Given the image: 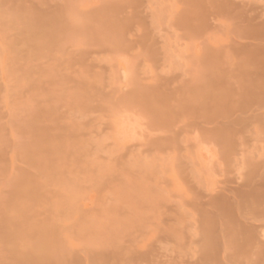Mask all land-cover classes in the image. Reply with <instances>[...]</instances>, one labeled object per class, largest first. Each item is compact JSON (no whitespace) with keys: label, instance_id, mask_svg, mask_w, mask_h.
<instances>
[{"label":"rangeland","instance_id":"obj_1","mask_svg":"<svg viewBox=\"0 0 264 264\" xmlns=\"http://www.w3.org/2000/svg\"><path fill=\"white\" fill-rule=\"evenodd\" d=\"M193 1L210 9L197 10L206 21L197 12L200 20L193 18L192 25L198 30L189 33L180 21L188 9L194 10ZM217 1L0 0V264H13L1 237L4 203L12 194L15 180L23 175H40L31 165L29 153L24 154L25 147L36 142L38 136L31 131L32 123L47 136L40 157L54 181L45 185L44 205H29L28 220L32 219L31 224L55 223L65 249L64 258L55 264H199L200 248L195 244L200 238L195 237L200 220L197 204L208 201L210 192L215 195L213 189L223 181H230V188L239 190L241 182L237 178L253 168L257 167L259 177L264 176V107L254 106L253 114L240 117L250 119L236 126L239 132L234 139L233 158L236 155L228 163L229 158L220 155L222 148L219 152L213 144L199 146L188 129L178 130L188 122L183 118L175 129V139L161 130H157L161 134L154 131V136L150 132L153 116L147 114L142 103L136 102L146 111L127 99L141 89L166 86L163 89L169 90L167 94L178 97L185 85L207 74L203 62L210 53L222 57L227 72L223 87L234 90L232 100L243 99L242 93L249 87L258 97L264 96V67L259 64L264 61V36L260 38V32L264 33V0H227L228 5L220 0L227 5L225 11ZM104 11L112 12L109 15L115 21L132 22L120 42H113L109 33L97 34ZM24 15H63L74 25L71 23L73 29L50 50L32 55L29 47L18 42ZM243 70L250 76L242 75ZM126 120L130 126V121L138 125V131H125L129 125ZM122 133L125 137L120 138ZM164 138L174 139L175 146L161 147L159 142ZM261 177L256 178L258 183ZM59 180L67 186H60ZM262 184L264 180L258 185L263 200ZM59 201L69 203L70 211L65 216L53 208ZM28 232L32 234L30 229ZM219 258V264L226 263Z\"/></svg>","mask_w":264,"mask_h":264},{"label":"bare ground","instance_id":"obj_2","mask_svg":"<svg viewBox=\"0 0 264 264\" xmlns=\"http://www.w3.org/2000/svg\"><path fill=\"white\" fill-rule=\"evenodd\" d=\"M218 1L217 2L219 4L218 3L217 4L222 5L221 1L220 0H218ZM226 1L227 0H225L224 2L227 4ZM75 2H76V0H75ZM193 3H195V1H193ZM225 3L222 6L226 7L228 5L227 4L225 6ZM203 5H204V3L201 4V2H196L193 5L195 8H192L193 6L191 7L194 10L190 11L188 9V11L185 12V14L182 16V19L180 21V26H182L189 33H194V32L196 33L198 30L197 28L196 29L194 28L195 25L194 26L192 25L193 24V18L197 20V18H199V17H201V18L205 17V16H203L204 14L202 13L203 10L201 12L202 14H199V12H198L199 10L201 11V7H203L205 11H206L205 8H207V7H208L207 9H210L209 6L206 5L207 7H205ZM214 5H212L210 7H213ZM215 7H217V6H215ZM224 7H221L223 9V11H225V9H227V7L226 8H224ZM221 8H219V6H218L219 13H220ZM212 10H213V8H212ZM106 11L110 12L112 10H106ZM106 11H104L103 13L100 14V17H101L100 22H99L100 30L97 34L100 35L102 33H104V34L109 33L112 36V38H111L112 41L117 43L119 41V39H121V37L123 39L124 33H126L125 30L128 28V26H130V24L132 22L131 21H115L109 15L112 12L109 14H106ZM216 11H218V10H216ZM197 12L200 15L199 17H198ZM212 15H210V16H212ZM26 16H28V15H26ZM26 16L24 15L25 19L22 17V19H23L22 22L24 21V23H23V27L20 29L21 32L19 31L20 40L18 42H20V44H22L23 46H27V48L29 47L28 52L30 50V52H31L30 54H32V55L39 54V53L43 52L44 50H48V49L50 50L52 46H54L56 43H59L58 41H59V39H61V36L63 37V34L64 35L69 34V33H67V31L73 29V25H74V23H72V22H70V24H69V22H68L69 20L66 21L65 17L63 19L62 18L63 15H62V17L59 15V16H53L52 18H50V17L47 18L48 16L44 17L45 15H43V17H40L42 15L37 16L39 18H37L36 16L35 17L34 16L33 17H30V16L26 17ZM18 18L20 19V17H18ZM203 19L204 18H202V20ZM199 20H200V18H199ZM202 20H201V22H202ZM19 21H21V19ZM73 21H75V20H73ZM203 21L205 22L206 20L204 19ZM17 24H18V22H17ZM76 24H77V22H76ZM254 26H255V24H254ZM247 28H249V27H247ZM261 28H262V26H261ZM254 29H256V28H254ZM259 29H260V27H259ZM89 31H90V29H89ZM259 32L260 31L258 30V33L257 32H255V33L259 34ZM199 33H198V35H199ZM255 33L253 35L256 36L257 34H255ZM260 33H262L260 35V38H261L262 35L264 36V33H263V31ZM92 35H94V34H92ZM249 35H250V33H249ZM92 37H95V35ZM257 37H258V35H257ZM12 45L14 47V44H12ZM16 45H18V44H16ZM16 45H15V48H16ZM245 54H246V52H245ZM246 56H245V58H246ZM248 57H249V55H248ZM252 59H251V61H252ZM262 61L259 64L261 65V63H262L261 66L263 68L264 67V61L263 62ZM250 62H248V64ZM203 63H205L204 65L207 68V70H206L207 74L203 78L201 77V79L199 81H195L194 83L191 82L192 84H187V87L185 85L184 86L185 88L183 87L184 88L183 89L184 94L179 92L180 94H177L178 97H176V95L174 96V94H172V95L167 94L166 91L168 92L169 90H164V89L168 88L166 86V88L165 87H161V88L157 87L156 89L152 88V90H151V88L149 90H144L145 89L144 88V89H141V90L133 93L132 97H129V99H127L128 97L126 99L131 100V104H133L132 101H135L134 104L137 105V107L142 108L141 106H145L147 108V111H149V112H147V114H151V116H153L154 121L151 118V120H152L151 124H153V125L150 124L151 128H153L152 129L153 131H150L151 128H148L150 132L153 133L154 131L157 132V130H161V131H163V134H165V133L169 134V135L171 134L172 137L171 136L170 137L171 138L174 137V139H175V136H176L175 135V129L178 128V124L180 123L179 119L183 118L182 121L186 120L188 122L186 124L181 122L182 124H184V126L182 129L178 128V130L183 131L184 129L185 130L188 129L191 132L189 134L195 135L194 141L199 146L204 145V146L208 147L209 145L213 144L214 147L218 146L220 148L218 150L219 152L222 148V154L220 152V155H221V157H223L225 159L229 158L228 161H226L229 163L230 158L233 155L234 149L236 147V145L234 144L236 141L234 142V139H235V137L238 136V132H239V129L237 131V129H235V128L238 125L241 127L243 125V123L246 124L250 119V118H248L247 120H245L246 118L242 119L240 117L242 115H247L248 113L253 114L251 109L254 108V106H255V108L258 106L257 108H259V109H261L260 108L261 106L264 107L263 106L264 105V96L258 97V95L256 94L257 92H255V90H254V92L252 93L253 90L250 91V89H249L250 87H249L245 90L244 93H242L243 99L235 100V101H234V99L232 100L230 98V95L232 94V92L234 90L231 92L227 88L223 87L224 82L227 80V78H226L227 72H225L226 69L225 70L223 69L225 64H223L224 62L222 60L221 55L219 56L218 53H210L209 56L207 57L206 61H204ZM246 63L247 62H245V65H247ZM256 63H257V61H256ZM252 64H253V61H252ZM254 67H256V66H254ZM263 70H264V68H263ZM253 72H254V70H253ZM234 73H235V71H234ZM241 73H242V75L244 74V76L249 74V72H247V74H246V71L244 72V70ZM248 76H250V74ZM242 79H244V78H242ZM240 81H242V80H240ZM164 83L165 82H163V84ZM165 85L170 86L169 84H165ZM231 85H233V84H231ZM157 86H158V84H157ZM171 92L173 93V91H171ZM171 92H169V93H171ZM233 93L235 94V92H233ZM136 102H138L139 104L142 103L143 105L140 104L141 105L140 106ZM128 103H130V101H128ZM126 104H127V102H126ZM142 109L144 110V108H142ZM144 111H146V110H144ZM151 116H149V117H151ZM250 117L254 118L255 116H250ZM126 119H127V117H126ZM245 121H246V123H245ZM125 123H128V120H126ZM130 123L132 126H130V124L128 123L129 125L125 126L124 129H125V131H130L131 133H134L135 128L138 127V125H136V127H135V125L133 126L134 123L132 121H130ZM32 124L33 125L31 126V128H32L31 131L35 130V132L38 133L37 134L38 136L35 137V138H37L36 142H34L30 146L25 147L24 154H25V152L29 153L28 154L29 158L27 156L26 159L28 158L31 165L33 167H35L36 170L40 171V175H38V177L37 176L32 177L29 175H23V176L20 175L21 178H19L18 180H15V182L13 184L12 194L4 203V211L5 212H4V218L2 217V220L4 219L3 223L5 224L4 225L5 229L3 228L4 230L1 234L2 235L1 237L4 241V243L6 244L4 246H8V248H9L8 250L11 253L13 264H52L54 262L57 263L62 257L64 258L63 253L65 250V249L62 250L63 246H61V243H60L61 241H59L60 235H58V229L55 226V223L52 225L53 222L50 223V222L45 221L44 223L39 222V224H31L30 220H32V219L28 220V214L30 213L29 210L32 209L29 207V205L33 204V205H38V207H39V204L40 205L43 204V202H45V197L47 195L45 185L47 182L54 181V177L52 175L53 173H51L49 166H47L45 163V160L43 162L41 157H40V155H42L43 151L45 150L44 146L42 147L41 145H45L44 143H46L48 140L47 136H46L45 132L43 131V129L40 128L37 123H32ZM139 126H141V125H139ZM129 127H130V129H129ZM144 127L143 128L141 127V128L144 129ZM39 128L42 130H40ZM136 130L138 131L137 128H136ZM144 130H146V129H144ZM140 131H141V129H140ZM161 131H159L155 134H158V133L161 134L162 133ZM124 134H125V132H124ZM124 134L122 133L121 135H119L120 138L122 136L125 137ZM153 135H154V133H153ZM130 136L132 137L133 134ZM177 136H179V134ZM174 139L172 140L170 138H166L165 140H160L161 142H159V143H161L160 144L161 147L163 144V146L169 145L168 148H170L171 145H174V143H176L174 141ZM185 140H187V139H185ZM157 141H158V139H157ZM137 142H138V140H137ZM196 144H195V146H196ZM114 145H115V143H114ZM156 145L158 146L159 144H156ZM167 146H165V147H167ZM181 146H183V145H181ZM137 147H139V146H137ZM200 150H204L205 152L210 153L207 149H203L201 147H200ZM242 153H244V151ZM179 155H182V154H179ZM235 155H234V158H235ZM197 158H199L198 155H197ZM234 158L232 156V159H234ZM200 160H202V159H200ZM213 163H212V165H215ZM256 166H252V167H256ZM225 167H226V165H225ZM211 168H213V167H211ZM244 168L245 167L241 168V171H243L242 169H244ZM180 170H182V169L180 168ZM203 171H204V169H203ZM257 171H258V169L256 167L255 169L253 168V170H251L250 173H248L246 175L244 174L245 172L242 175H239L241 173L238 174L240 177L238 176L239 179L237 178V181L241 182L240 184H238V185H240V188H241L240 189L238 187L239 190H235L234 187H233V189H231L230 184H229L230 181L227 180L229 182L228 184H226V181L225 182L223 181V183L222 182L220 183L221 186H218L219 188L213 189L212 192L215 195L212 196L211 192H210L211 197L209 198L208 201L207 200H206V202L204 201L205 203H202L203 199H200V198H202V196L200 198H198V201L200 200L202 204H197V205H200L197 207L195 205V207L199 209L198 212L200 213V220L198 222V227H197L198 231H197V234L195 237L196 238L200 237V238H199L198 242L193 241L192 243L197 242L195 244H197L198 247L200 248V250L198 252L200 254L199 257H201V259H200L201 263L199 262V264H219L221 262V261H219V259H220L219 257H221L222 260L224 262H226L227 264H264V199L262 200L263 193L261 192V190L260 191L258 190V187L260 188V186H258V185L261 183V180L262 181L264 180V176L263 175H262L263 177L260 176L263 179H261L260 183H258V180L256 181V178H258L259 175H261V173L258 174ZM260 171H261V169H259V172ZM198 172H200V171H198ZM186 175H187V173H186ZM202 176H205V175H202ZM206 177H207V174H206ZM225 177H226V175H225ZM260 177L258 179H260ZM58 183L60 184V186H65V185L67 186V184L61 180H59ZM191 184H192V182H191ZM262 190H264V188ZM71 191L75 192V190H71ZM66 203H68V202H62V201H59V203L55 202V204L53 205V208L58 210V212H56V213H60L61 216H65L70 211L69 203L68 204H66ZM32 207H34V206H32ZM33 223H35V222L33 221ZM29 229L32 231V234H30L28 232ZM193 231H192V233H193ZM58 236H59V238H58ZM197 236H199V237H197ZM63 245H64V243H63ZM219 246H220L221 250H220V248H218ZM217 251H220L221 254L218 253ZM219 254L221 256H218ZM2 255H4V254H2ZM64 255H65V253H64ZM193 255L196 256L195 254H193ZM95 258H96V256H95ZM190 258H191V256H190ZM192 258H194V257H192ZM142 261H143V259H142ZM103 262H104V260H103ZM115 262H116V260H115Z\"/></svg>","mask_w":264,"mask_h":264}]
</instances>
